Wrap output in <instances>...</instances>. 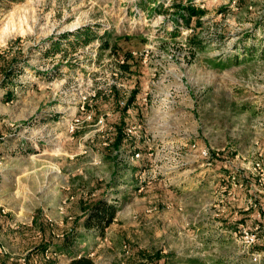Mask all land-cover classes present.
Segmentation results:
<instances>
[{"label": "rangeland", "instance_id": "obj_1", "mask_svg": "<svg viewBox=\"0 0 264 264\" xmlns=\"http://www.w3.org/2000/svg\"><path fill=\"white\" fill-rule=\"evenodd\" d=\"M263 36L264 0H0L2 253L48 224L74 234L55 264H264L234 235L264 219Z\"/></svg>", "mask_w": 264, "mask_h": 264}, {"label": "trees", "instance_id": "obj_2", "mask_svg": "<svg viewBox=\"0 0 264 264\" xmlns=\"http://www.w3.org/2000/svg\"><path fill=\"white\" fill-rule=\"evenodd\" d=\"M178 8H180V10L177 12L178 15L182 16V13H186L188 16H182L184 17L183 20L188 19L189 17H197V23L201 24V21L199 20V17L203 14H205V10L202 8H198V7H192L189 5H178ZM107 32H104V35ZM96 34H90L89 31L85 32L83 34V39L85 42H90V40H92L94 38ZM80 36V35H79ZM102 41V48H109L110 45L108 44L107 40L103 37L100 38ZM263 40H264V36H263ZM198 41H196L195 39L191 41V43H193L194 45L197 44ZM54 45H59V42L55 43ZM112 47V45H111ZM246 53L252 54L253 53V49H247ZM121 69L123 70H128L129 66L128 64H121ZM10 68V72H8L7 69H3L4 70V75L2 77L3 82L5 81L4 79L9 77L10 74L12 75L13 72V65L9 66ZM8 68V69H9ZM8 80V79H7ZM6 80V81H7ZM134 101V95H132L129 99V104L131 105L132 102ZM128 106L125 108L127 109ZM133 152H135V150H133ZM261 200H263V205H264V197L261 198ZM91 209V213L90 218H88L85 221V228H95L97 230H99L101 233H103L107 228H109L116 216V213L118 212V208L115 204L113 203H108V202H103L102 199L100 200H95L94 202L91 203L90 208ZM243 216L245 214H242ZM239 219L241 222H246L247 224L250 222V219H247V215L242 218ZM235 223V222H232ZM231 223V224H232ZM260 223L262 225V235L260 233V236H262V238L264 237V219L260 220ZM74 234L73 233H69V232H65L62 230H59L57 232V234H55L54 230L52 228H50L48 226V224H44L43 226H41V230L38 236V240L36 241V245L31 248L30 253L27 257V260L25 263L20 262L19 260H10V256L7 253H0V264H55L57 262V259L53 256H49L48 258H46L45 253L48 252L49 254H51V250L50 249H54V250H65L67 248H69L70 246L73 245L74 242ZM264 240V239H263ZM258 251H263L264 250V244H261L260 247L256 248ZM53 250V251H54ZM68 264H95V258L89 254H80L78 256H74L72 257ZM162 264H169L168 260H164V262Z\"/></svg>", "mask_w": 264, "mask_h": 264}, {"label": "built area", "instance_id": "obj_3", "mask_svg": "<svg viewBox=\"0 0 264 264\" xmlns=\"http://www.w3.org/2000/svg\"><path fill=\"white\" fill-rule=\"evenodd\" d=\"M200 155L202 157H204L206 160H207V164H212L213 160L216 157L213 156L210 151L206 148H203L200 150ZM132 157H139V152L138 151H135L133 152V155ZM257 167H260L259 163H256ZM260 170H262L263 172V175H264V168H260ZM239 171L236 167H234L233 170H231L230 175L231 176V179H234V173ZM264 182V180H263ZM263 228L261 225L259 224H255V226L253 227H248V226H245L243 224H239V227H238V230L234 232V235H238L239 237V240L243 243V245H245L246 247H250L252 245H255L256 243H258V241L260 240V233L262 232ZM264 239V237L262 238ZM0 252H5V250H2L0 249ZM264 252V251H263ZM46 254V257H47V252L45 253Z\"/></svg>", "mask_w": 264, "mask_h": 264}, {"label": "crops", "instance_id": "obj_4", "mask_svg": "<svg viewBox=\"0 0 264 264\" xmlns=\"http://www.w3.org/2000/svg\"><path fill=\"white\" fill-rule=\"evenodd\" d=\"M1 253V252H0Z\"/></svg>", "mask_w": 264, "mask_h": 264}]
</instances>
